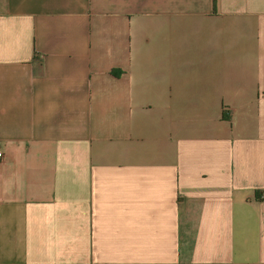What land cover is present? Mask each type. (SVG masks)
<instances>
[{
  "label": "crops",
  "instance_id": "obj_1",
  "mask_svg": "<svg viewBox=\"0 0 264 264\" xmlns=\"http://www.w3.org/2000/svg\"><path fill=\"white\" fill-rule=\"evenodd\" d=\"M0 153V264H264V0H0Z\"/></svg>",
  "mask_w": 264,
  "mask_h": 264
},
{
  "label": "trees",
  "instance_id": "obj_2",
  "mask_svg": "<svg viewBox=\"0 0 264 264\" xmlns=\"http://www.w3.org/2000/svg\"><path fill=\"white\" fill-rule=\"evenodd\" d=\"M226 118H227V117H226ZM259 194H260L259 192H255V194H254V198L259 200Z\"/></svg>",
  "mask_w": 264,
  "mask_h": 264
},
{
  "label": "built area",
  "instance_id": "obj_3",
  "mask_svg": "<svg viewBox=\"0 0 264 264\" xmlns=\"http://www.w3.org/2000/svg\"><path fill=\"white\" fill-rule=\"evenodd\" d=\"M2 157V154L0 153V158Z\"/></svg>",
  "mask_w": 264,
  "mask_h": 264
}]
</instances>
